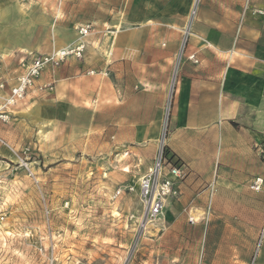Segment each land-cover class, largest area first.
<instances>
[{"label": "rangeland", "instance_id": "rangeland-1", "mask_svg": "<svg viewBox=\"0 0 264 264\" xmlns=\"http://www.w3.org/2000/svg\"><path fill=\"white\" fill-rule=\"evenodd\" d=\"M132 1L121 0L119 7L129 10ZM194 2L185 25L175 30L181 44L159 122L143 121L135 114L126 116H136L137 121L120 122L135 102L145 106L149 100L141 96L145 91L136 87L133 74L126 71L117 80L109 70L112 64L102 67L107 46L103 48L101 42L90 46L92 58L84 59L87 43L83 58L72 57L56 69L47 67L26 100L14 108L11 120L2 124L7 145H0V264H225L221 256L225 247L235 252L238 247L241 253L252 250L246 264H264V193L249 189L237 195L244 201H213L217 184L198 187L190 167L169 148L178 66L188 46L186 33H193V23L198 21ZM65 3L70 5L72 0H0V54L11 62L9 77L19 72V56L26 55L29 61L50 54L56 38L70 34L77 42L82 25L59 21ZM146 26L129 28L140 32ZM106 29V33L115 31ZM94 34L99 38L103 33L92 27L88 37ZM69 61L78 68L73 78L78 85L73 90L64 86L58 96L54 76ZM87 78L96 79L99 89L108 78L111 81L107 109L99 92L90 99L80 95L79 84ZM120 87H126L127 103L115 96ZM140 129L149 131L150 137L135 143L133 136ZM162 147L167 158L169 149L186 166V175L161 219L148 225L142 222L139 185ZM206 191H211L209 199L199 201ZM238 210L250 214L230 217ZM189 211H205L207 216L198 214L192 224ZM239 261L235 257L230 264Z\"/></svg>", "mask_w": 264, "mask_h": 264}, {"label": "crops", "instance_id": "crops-1", "mask_svg": "<svg viewBox=\"0 0 264 264\" xmlns=\"http://www.w3.org/2000/svg\"><path fill=\"white\" fill-rule=\"evenodd\" d=\"M120 1L72 0L58 13L59 21H70L75 27L91 24L95 31H101V37L94 34L86 39L84 59L92 58L91 45L102 42L103 48L107 46L101 55L102 67L112 64L109 70L115 72L117 80L128 71L127 74L135 76L136 87L145 91L141 96L149 100L148 104L139 106L135 102L133 109L129 107L122 114L120 122L137 121L136 116H126L135 114L141 115L143 121L157 123L181 44V36L175 30L185 25L193 0H134L129 10L119 7ZM112 3L118 6L112 8ZM198 11L195 29L187 38V50L177 65L179 78L169 148L190 167L198 187L217 184L213 201L241 202L244 200L237 195L246 194L253 178L264 176V163L257 152L264 142V0H200ZM125 23L128 26L122 30ZM134 24L147 26L140 32H132L129 27ZM109 27L115 31L106 33ZM75 37L70 34L56 38L52 52L74 45ZM192 54L196 55L197 63L189 58ZM75 64L69 61L55 73L58 96L64 86L73 90L78 85L73 79L78 70ZM79 89L80 95L89 99L99 92L103 107L109 106L112 98L109 78L101 89L96 79L89 78L79 84ZM115 96L127 103L126 87H120ZM120 108L123 110L122 105ZM22 115L26 119V111ZM149 134L140 129L133 136L135 143L150 137ZM228 190L235 196H228ZM210 194L211 191H206L198 200L206 201ZM200 213L205 218V211H189V219L197 222ZM249 214L238 210L230 217L247 218ZM236 239L240 240V234ZM239 250L242 249L237 247L235 252L234 248H223L221 256L225 264L235 257L246 264L252 250L243 254Z\"/></svg>", "mask_w": 264, "mask_h": 264}, {"label": "built area", "instance_id": "built-area-1", "mask_svg": "<svg viewBox=\"0 0 264 264\" xmlns=\"http://www.w3.org/2000/svg\"><path fill=\"white\" fill-rule=\"evenodd\" d=\"M195 10L194 14L197 11ZM91 31V24L81 26L78 29L77 42L61 51L34 56L29 61L26 55L19 56L17 59L19 72L15 73L14 77H9L11 72L8 71L6 59L0 54V145H7L2 134V124L11 120L14 108L26 100L30 91L36 87L43 71L47 67L59 68L72 57L83 58L87 47L85 39ZM189 58L195 63L198 62L195 54ZM44 88L46 87H39L41 90ZM257 152L264 163V142L257 147ZM28 171L30 176H35L31 169L28 168ZM185 175L186 166L170 161L166 156L165 147H162L158 151L153 166L140 180L139 196L144 210L143 223L149 225L161 219L165 213L167 201L178 195V183ZM249 189L253 193H264V176L253 178ZM189 220L192 224L196 222L194 218Z\"/></svg>", "mask_w": 264, "mask_h": 264}, {"label": "trees", "instance_id": "trees-1", "mask_svg": "<svg viewBox=\"0 0 264 264\" xmlns=\"http://www.w3.org/2000/svg\"><path fill=\"white\" fill-rule=\"evenodd\" d=\"M166 151H167L168 159H169L170 161H173L175 164H182L181 161H180L179 159H176V158H175V155L170 154L169 149L166 150Z\"/></svg>", "mask_w": 264, "mask_h": 264}, {"label": "bare ground", "instance_id": "bare-ground-1", "mask_svg": "<svg viewBox=\"0 0 264 264\" xmlns=\"http://www.w3.org/2000/svg\"><path fill=\"white\" fill-rule=\"evenodd\" d=\"M199 3H200V0H195V3H194V7H195V9L198 11L199 10ZM188 27V26H187ZM188 29V28H187ZM186 30V29H185ZM186 34H189V32L187 31V33ZM69 47V46H68ZM65 48H67V47H65ZM65 48H63V49H65ZM63 49H60V50H57V51H55V52H58V51H61V50H63ZM56 50V49H55ZM36 117V116H35Z\"/></svg>", "mask_w": 264, "mask_h": 264}]
</instances>
